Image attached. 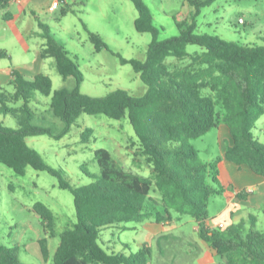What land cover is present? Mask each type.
Wrapping results in <instances>:
<instances>
[{
    "label": "trees",
    "instance_id": "16d2710c",
    "mask_svg": "<svg viewBox=\"0 0 264 264\" xmlns=\"http://www.w3.org/2000/svg\"><path fill=\"white\" fill-rule=\"evenodd\" d=\"M130 1L138 12L136 31L152 35L153 40L145 61L121 58V62L131 65L140 76L147 86L145 95L135 97L125 90L103 98L83 94L84 76L78 64L46 34L42 58H53L63 80L74 78L76 82L72 89L57 91L49 106L63 128L56 134L52 128L37 125L30 108L36 93L52 95L51 78L38 74L28 81L15 71L16 93L0 94V114L14 118L18 129L0 125V164L19 176H24L28 167L46 172L58 180L60 189L72 193L77 223L59 235L53 264H151L150 246L136 253H114L101 244V233L115 227L128 231L132 224L149 221L165 224L174 220V214L190 217L198 224L199 238L220 258V264H264V231H258L253 223L250 228L239 224L225 230H210L206 225L211 200L224 193L218 168L222 160L239 168L248 166L264 177V144L254 136L264 116V47L240 46L196 34L197 18L217 0H188L194 9L190 22H178L180 34L165 41L159 40L160 31L142 0ZM11 2L0 0V10L6 11ZM71 10L66 5L62 14ZM4 19L9 22L14 17L7 12ZM89 34L97 51L107 48L99 35ZM188 46H198L203 52L190 55ZM7 57L0 51V59ZM20 101L24 102L22 108L9 106ZM83 114L114 120L128 118L140 140L141 153L153 168V178L125 171L115 164L110 151L100 149L96 159L101 176H89L93 183L76 187L67 180L64 170L50 166L28 145L30 137L64 138ZM221 126L229 129L233 144L215 162L201 161L191 142ZM92 132L87 129L83 133V143L88 144ZM152 191L160 195L159 200L152 197ZM34 212L44 228L40 247L47 261L49 241L56 238L55 215L43 203H37ZM0 264L26 263L16 249L0 244Z\"/></svg>",
    "mask_w": 264,
    "mask_h": 264
},
{
    "label": "rangeland",
    "instance_id": "374dc122",
    "mask_svg": "<svg viewBox=\"0 0 264 264\" xmlns=\"http://www.w3.org/2000/svg\"><path fill=\"white\" fill-rule=\"evenodd\" d=\"M142 2L154 18V24L160 31V41L178 36L177 23H189L194 12L188 0ZM53 5L50 0L43 10L32 15V7L25 9L16 4L11 7L14 19L9 22L4 19L7 11H0V51L8 55L0 59V94L15 95V71L28 81L38 74L50 77L52 95L45 97L36 93L30 108L36 115L37 125L52 128L57 134L63 123L49 111L51 100L57 91L72 89L76 82L74 78L63 80L53 58H42L47 44L46 34L75 60L84 76L81 92L94 98H103L117 90H125L135 97L145 95L147 86L131 65L122 64L121 58L145 61L153 37L136 31L138 12L130 0H81L77 5H69L72 10L66 15L62 14L63 4L57 11L50 10ZM196 23V34L218 37L240 46L264 47V0H217L202 10ZM90 31L99 35L107 48L97 51ZM187 52L190 55L200 54L203 49L188 46ZM169 62L176 60L169 59ZM23 105L24 102L20 101L9 106L19 109ZM0 125L18 129L16 120L3 114H0ZM259 128L257 123L256 134L260 133ZM87 129L93 132L88 144H85L82 135ZM27 142L50 166L64 170L67 180L76 187L93 183L89 176H101L102 169L96 159V151L100 149L110 151L115 164L125 171L146 178H153L154 175L153 168L141 153L140 140L128 118L114 120L105 115L83 114L64 138L38 136L28 138ZM191 145L203 162L212 163L222 156L218 129L193 140ZM153 191L152 197L159 200L160 195ZM222 202L219 197L211 200L209 218L217 215L224 206ZM37 203L50 208L56 220V238L49 241L50 256L47 261L42 258L38 244L40 239L45 238V233L41 219L34 212ZM173 217L174 223L160 238V246L156 241L152 244L151 264H208L206 259L210 257V249L198 236V224L190 217L176 214ZM253 217L263 218L258 214H253ZM76 223L74 197L70 191L60 189L56 178L31 167L27 168L24 176H19L0 164V244L16 249L24 263L53 264L60 243L59 235ZM131 226L137 227V230L119 231L113 228L103 231L100 239L101 244H105H102L103 247L123 251L122 243L129 242L135 252L136 244L146 235L141 231L142 224ZM176 226L182 228L177 230ZM138 232L143 238L136 237ZM29 249L31 252H27ZM215 262L220 263V258Z\"/></svg>",
    "mask_w": 264,
    "mask_h": 264
},
{
    "label": "crops",
    "instance_id": "0c3cea01",
    "mask_svg": "<svg viewBox=\"0 0 264 264\" xmlns=\"http://www.w3.org/2000/svg\"><path fill=\"white\" fill-rule=\"evenodd\" d=\"M50 0H18L15 2L12 0L9 8L6 10L8 13L12 14L11 7L19 4L23 6L25 9H29L30 7L33 8L31 11L32 15L36 14V11L43 10L46 4ZM53 4L56 2L60 3V6L57 10L61 8V4L64 6L66 5H77L81 0H51ZM52 6L50 7L51 10ZM2 11V10H0ZM13 15V14H12ZM14 17V16H13ZM259 125V134L254 132L255 138L262 144H264V116L258 122ZM220 132V143L222 144V156L228 146L233 144V141L230 136L229 129L225 126H221L217 128ZM210 163V162H208ZM219 180L224 187V193L222 196H219L224 206L220 208L217 215L212 217L210 216L209 220L207 221L206 225L210 230L214 229H222L225 230L226 228L232 225H239L243 224L250 228L252 223L257 227L258 231H264V177H261L255 174L250 167L243 166L239 168L236 164L230 163L227 161L222 160L219 163ZM248 189H252V194H247L246 191ZM244 193L242 198H239L238 195ZM253 214L262 215L263 218L256 219L253 217ZM254 220V221H253ZM174 222H166L165 224H156L154 221L146 222L142 224V233H145L146 238H143L140 235V232L136 233V237H141V240L137 245V250L135 252L132 251L130 248L129 242L122 243L123 251L116 249L115 247H109L107 249L113 251L114 253H124L129 254L131 252L136 253L141 250L144 246H150L152 248V244L156 241L159 242V239L164 236L167 232L168 226L173 225ZM132 231L137 230V227L131 226ZM171 228V227H170ZM182 227L176 229L179 230ZM114 229L122 230L119 227H115ZM113 228L110 229L114 230ZM261 229V230H260ZM197 233L199 232V227L196 229ZM114 232V231H113ZM144 235V236H145ZM113 236V235H112ZM39 240V246L40 241ZM112 242V241H110ZM103 244V243H102ZM105 245V244H103ZM128 246V248L126 247ZM41 249V248H40ZM210 249V248H209ZM122 251V252H121ZM128 251V252H127ZM27 252H31L29 249ZM42 252V250H41ZM210 257L206 259V263L208 264H220L216 263L215 259L217 257L214 255L213 251L210 249ZM208 252V253H209ZM163 253V252H162ZM42 258L43 254H41ZM209 260V261H208Z\"/></svg>",
    "mask_w": 264,
    "mask_h": 264
},
{
    "label": "built area",
    "instance_id": "2783aa9c",
    "mask_svg": "<svg viewBox=\"0 0 264 264\" xmlns=\"http://www.w3.org/2000/svg\"><path fill=\"white\" fill-rule=\"evenodd\" d=\"M14 1L17 2L18 0H14ZM59 6H60V3H59V2H56V3L52 6L51 11L58 9ZM246 193H247V194H252V193H253V190H252V189H248V190L246 191Z\"/></svg>",
    "mask_w": 264,
    "mask_h": 264
}]
</instances>
